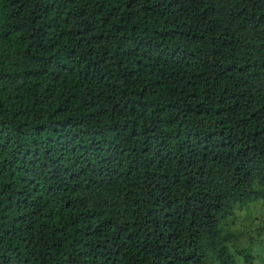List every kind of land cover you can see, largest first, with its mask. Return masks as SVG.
Segmentation results:
<instances>
[{
  "label": "trees",
  "instance_id": "trees-1",
  "mask_svg": "<svg viewBox=\"0 0 264 264\" xmlns=\"http://www.w3.org/2000/svg\"><path fill=\"white\" fill-rule=\"evenodd\" d=\"M254 203L264 0H0V264H254Z\"/></svg>",
  "mask_w": 264,
  "mask_h": 264
},
{
  "label": "rangeland",
  "instance_id": "rangeland-1",
  "mask_svg": "<svg viewBox=\"0 0 264 264\" xmlns=\"http://www.w3.org/2000/svg\"><path fill=\"white\" fill-rule=\"evenodd\" d=\"M232 231L238 233L236 245L244 249L247 245H254L257 256L254 264H264V208L260 203H254L238 212L232 222ZM263 231V233H261ZM244 264V258H241ZM238 264H241L238 262Z\"/></svg>",
  "mask_w": 264,
  "mask_h": 264
}]
</instances>
